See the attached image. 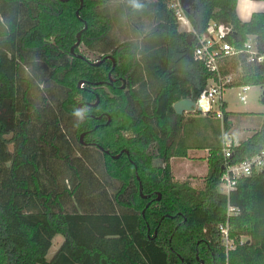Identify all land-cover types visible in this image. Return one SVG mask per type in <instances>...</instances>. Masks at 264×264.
I'll return each instance as SVG.
<instances>
[{
	"label": "trees",
	"instance_id": "16d2710c",
	"mask_svg": "<svg viewBox=\"0 0 264 264\" xmlns=\"http://www.w3.org/2000/svg\"><path fill=\"white\" fill-rule=\"evenodd\" d=\"M110 1L123 4L133 27L136 13L152 5L149 34L157 35V45L145 62L160 82L156 108L164 98V113L155 116L154 126L132 89L135 44L119 43L98 63L83 50L108 36L110 19L95 10ZM168 3L0 0V264H264V166L238 179L229 195L218 189L224 163L221 127L227 131L237 114L224 106L220 121L198 112L177 114L173 108L179 100L197 99L211 78L194 57L195 35L216 22L231 28L227 42L241 47L254 36L264 52V11L242 21L238 0H193L183 9L192 29L186 31ZM25 52H41L51 69L48 78L67 90L61 109L85 115L76 123L75 135L82 136L83 145L101 150L106 175L121 183L118 194L133 183L121 204L128 211H65L57 189L42 190L37 156H58L59 147L48 139L47 125L38 130L30 126V111L37 110L31 86L21 75ZM221 72L234 74L227 88L264 86V64H247L244 54L223 58ZM19 81L24 82L20 98ZM129 99L140 107L137 117L129 110ZM261 117L257 131L231 144L230 163L264 149V113ZM189 150H207L202 188L172 175L170 160L187 157ZM154 159L162 166H154ZM226 220L233 242L229 250L218 230ZM57 235L62 242L47 259Z\"/></svg>",
	"mask_w": 264,
	"mask_h": 264
},
{
	"label": "rangeland",
	"instance_id": "374dc122",
	"mask_svg": "<svg viewBox=\"0 0 264 264\" xmlns=\"http://www.w3.org/2000/svg\"><path fill=\"white\" fill-rule=\"evenodd\" d=\"M238 3L237 13L244 19L248 12L264 10L262 3ZM252 5V6H251ZM114 22L109 37L102 42L96 43L87 50L83 48L90 60L99 61L103 55H109L111 50L119 43L131 41L137 49L138 65L132 76V89L134 94L142 101L146 120L154 126L155 116H162L164 111V98L160 97L159 105L155 107V99L160 86L159 80L153 75L152 70L145 62V56L157 45V35L150 33L153 29V16L150 6L136 13V27L129 24L124 6L120 9L107 7ZM105 6L97 7L95 12L103 14ZM186 26L180 28L186 30ZM121 29L122 38L118 40V33L115 29ZM116 35V36H114ZM21 61V75L31 86L30 100L35 104L37 112L31 109L30 126L39 129L44 125L48 126V139L54 143L58 149V156H49L40 153L37 156L39 166V182L42 190L57 189L61 193V202L65 211L77 212H97L115 211L117 213L128 211L122 202L127 201L130 191L134 189L133 183L123 194H118L120 181L109 178L104 170L101 150L83 145V140L75 135V126L80 121V116L66 114L61 109V102L66 97L67 90L48 77L49 68L46 57L41 52H25ZM111 60V58L108 57ZM24 82L19 81L18 91H23ZM264 86H251L246 93V102L242 103L237 98V89L228 88L223 93V100L227 103L229 110L236 116L232 119L231 133H234V141L244 140L247 136L258 130L261 122V113H264L263 97ZM129 110L134 117L140 112L138 103L129 99ZM156 110V111H155ZM155 111V112H154ZM243 112L256 113L254 117H243ZM27 115V114H26ZM81 141V142H80ZM198 152H191L190 156L184 159L172 160L171 171L175 180L191 181L195 187H203L202 158L198 157ZM184 163L191 165L192 169H199V173L188 172ZM154 166H162L160 159H154ZM184 169V170H183ZM206 175V174H205ZM182 176V177H180ZM62 237L57 235L52 241V246L46 255L50 259Z\"/></svg>",
	"mask_w": 264,
	"mask_h": 264
},
{
	"label": "built area",
	"instance_id": "2783aa9c",
	"mask_svg": "<svg viewBox=\"0 0 264 264\" xmlns=\"http://www.w3.org/2000/svg\"><path fill=\"white\" fill-rule=\"evenodd\" d=\"M168 7L174 11L177 21L180 25H187L189 22L184 15L183 8L180 5V0H169ZM192 31L191 26L189 30ZM231 33V28L211 22L205 32L196 34V43L194 48V57L204 64L207 71L211 73V78L208 80L207 86L201 91L200 95L194 101V108L192 113L198 112L201 115H211L212 117L222 121L223 107L225 101L223 100V93L234 80V74H222L221 60L223 58L236 57L240 54L245 55L247 64L262 65L264 64V52H261L256 43L254 36H248L241 47H237L227 42L224 38ZM110 81L112 77L108 76ZM81 87V83L78 85ZM237 89V98L240 102H246V93L250 86L240 85L235 87ZM222 132V146L224 154V163L222 165V175L218 189L225 195H229L236 187L238 179L250 176L263 169L264 166V149L252 157H249L241 162L230 163L228 157L231 156V144H237L227 131L221 127ZM233 207H229L228 211H233ZM218 230L221 235V242L226 250L232 248V240L229 236L228 220L218 225Z\"/></svg>",
	"mask_w": 264,
	"mask_h": 264
},
{
	"label": "crops",
	"instance_id": "0c3cea01",
	"mask_svg": "<svg viewBox=\"0 0 264 264\" xmlns=\"http://www.w3.org/2000/svg\"><path fill=\"white\" fill-rule=\"evenodd\" d=\"M238 3H247V8L248 7H250V4L249 3H262V4H260V5H262L263 6V4H264V1H254V0H238ZM102 6H105L106 7V10H104L102 13L103 14H101V15H105V16H107L109 19H110V22H111V28H112V25H113V21H112V15L110 14V10L107 8L108 6L109 7H112V8H116V7H118L119 9L121 8V7H123V4L120 2V1H110V2H107V3H105V4H102V5H100V6H98V7H102ZM150 7H151V12H152V5L150 4L149 5ZM252 6V5H251ZM237 8H238V4H237ZM97 9V8H96ZM249 9V8H248ZM262 11H264V10H262ZM254 11H251V12H248L247 14H246V16H245V18L244 19H241L240 17H239V15H238V17L240 18V20H242V21H248L249 20V18H250V16H251V14L253 13ZM258 12V11H257ZM238 14V13H237ZM136 18H137V16H136ZM190 25V24H189ZM186 27V30H189L190 29V26L188 27L187 25H185ZM111 28H110V32L108 33V36L107 37H109L110 36V34L111 33H113V32H111ZM116 30V32L118 33V37L116 36V35H114V36H116V37H114L115 39L117 38L118 40H120L121 38H122V35H121V29H115ZM251 87V86H250ZM225 109L227 110V111H230V112H233V111H231V110H229L228 109V107H227V103L225 102ZM234 113V112H233ZM243 113H249V112H243ZM250 113H252L253 114V112H250ZM254 114H256V113H254ZM261 114H263V113H261ZM255 115H243V117H247V118H252V117H254ZM232 119H233V117H231V125H230V128L232 127ZM261 120H262V117H261ZM261 123V122H260ZM260 126V125H259ZM229 128V134L231 135V137H232V139L234 140V133L232 132L231 133V129ZM257 131V130H256ZM255 132V131H254ZM253 132V133H254ZM252 133V134H253ZM252 134H250L249 136H251ZM249 136H247V137H249ZM246 137V138H247ZM245 138V139H246ZM235 142V141H234ZM238 142V141H237ZM237 142H235V143H237ZM191 152H198L199 153V156L198 157H200V158H202V162L204 163V165H203V168H202V173H203V175H198V176H205V174H206V172H207V164H206V156H207V150H189L188 151V155H187V157H189L190 156V153ZM187 157H184V158H172L171 160H170V163L172 164V160H174V159H186ZM184 167H186L187 169H188V172H192V173H194V172H196V174H202L201 172L199 173V169H196V168H193L192 169V167H191V165H188L187 163H184ZM184 170V169H183ZM180 177H182V176H180ZM185 181V180H184ZM190 183H191V185L193 186V187H195V185L190 181ZM202 184H203V180H202ZM197 188V187H196ZM202 188V187H201Z\"/></svg>",
	"mask_w": 264,
	"mask_h": 264
},
{
	"label": "water",
	"instance_id": "95a60500",
	"mask_svg": "<svg viewBox=\"0 0 264 264\" xmlns=\"http://www.w3.org/2000/svg\"><path fill=\"white\" fill-rule=\"evenodd\" d=\"M192 4H193V0H180V5L183 9L187 8L188 6H190ZM78 43H79V40L77 41V43L74 44V46H76ZM72 50L73 49H71V51ZM107 57L110 58V56H107ZM96 63H98V62H96ZM262 100L264 101V91H263ZM173 108L177 114H189V113H192V111H193L194 101L191 98L182 99V100L175 102L173 104ZM78 109H79V107H78ZM81 116L84 117L85 115L82 114ZM80 140H82V136H80ZM114 157H117V155H115ZM221 169H222V167H221Z\"/></svg>",
	"mask_w": 264,
	"mask_h": 264
},
{
	"label": "clouds",
	"instance_id": "9594fccd",
	"mask_svg": "<svg viewBox=\"0 0 264 264\" xmlns=\"http://www.w3.org/2000/svg\"><path fill=\"white\" fill-rule=\"evenodd\" d=\"M73 114L76 115V116H81L82 115L81 112L77 111V110H74Z\"/></svg>",
	"mask_w": 264,
	"mask_h": 264
},
{
	"label": "flooded vegetation",
	"instance_id": "af4514ba",
	"mask_svg": "<svg viewBox=\"0 0 264 264\" xmlns=\"http://www.w3.org/2000/svg\"><path fill=\"white\" fill-rule=\"evenodd\" d=\"M96 62H99V61H96Z\"/></svg>",
	"mask_w": 264,
	"mask_h": 264
}]
</instances>
